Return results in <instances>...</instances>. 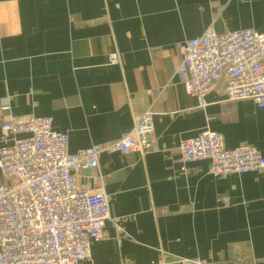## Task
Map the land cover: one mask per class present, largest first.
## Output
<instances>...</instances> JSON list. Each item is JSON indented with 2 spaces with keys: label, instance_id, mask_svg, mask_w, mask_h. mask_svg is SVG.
<instances>
[{
  "label": "crops",
  "instance_id": "crops-1",
  "mask_svg": "<svg viewBox=\"0 0 264 264\" xmlns=\"http://www.w3.org/2000/svg\"><path fill=\"white\" fill-rule=\"evenodd\" d=\"M209 27L264 33V0H0V117H51L73 153L154 113L146 153L103 152L83 172L105 176L110 215L127 235L118 242L106 221L89 264L264 257V171L213 176L208 160L187 170L177 160L181 139L206 128L226 147L251 144L264 156V108L217 91L201 104L173 77L179 45Z\"/></svg>",
  "mask_w": 264,
  "mask_h": 264
},
{
  "label": "built area",
  "instance_id": "built-area-1",
  "mask_svg": "<svg viewBox=\"0 0 264 264\" xmlns=\"http://www.w3.org/2000/svg\"><path fill=\"white\" fill-rule=\"evenodd\" d=\"M182 58L173 77L184 91L204 103L211 91L228 101L250 99L264 108V33L241 28L217 33L212 27L179 45ZM116 53L109 62L116 63ZM153 112L143 111L120 137L68 151V134L53 129L48 116L4 114L0 117V264H89L91 244L102 237L106 221L127 235L120 217H111L105 176L86 179L107 153H146L151 145ZM181 169L209 161L213 176L264 171V156L251 144L226 147L208 128L181 139ZM219 200L228 204L230 197ZM240 263L264 264V257ZM181 262L203 264L200 259ZM128 264V263H125Z\"/></svg>",
  "mask_w": 264,
  "mask_h": 264
}]
</instances>
